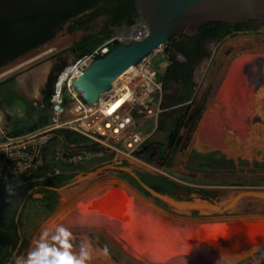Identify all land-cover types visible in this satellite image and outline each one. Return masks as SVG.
Instances as JSON below:
<instances>
[{"label":"rangeland","instance_id":"1","mask_svg":"<svg viewBox=\"0 0 264 264\" xmlns=\"http://www.w3.org/2000/svg\"><path fill=\"white\" fill-rule=\"evenodd\" d=\"M106 21L107 17L101 16L73 32L66 28L46 47L1 68L0 75L5 74L0 76V81L16 76V90L36 105L43 103V90L55 88L60 72L83 55L79 50H71V46L91 34L100 33ZM143 24L138 21L134 27ZM130 29L116 28L103 44ZM263 48V25L249 31L233 30L225 38L210 44L209 54L194 70L192 100L181 104L184 107L164 108L178 119V129L164 159L159 163L155 161L156 169L147 167L141 162L142 158L140 161L126 159L116 154H103L108 160L105 165H100L93 158L71 166L57 164L63 170L75 172V178L60 187V200L55 212L37 221L38 227L31 238L28 253L35 249L42 232L47 230L51 235L58 226H62L71 233L72 253L78 254L81 244L89 246L90 259L86 264H264V199L247 197L225 214L197 211L199 215L193 216L194 211H179L158 203L151 196H144L108 171L118 167L133 172L161 173L184 187L205 189L209 193L207 200L214 202L226 201L245 188L264 189V140L258 141L246 154L231 150L223 142V111L229 101L226 90L235 77V66L241 56L261 53ZM165 49L162 45L151 54L153 65L161 72L169 64ZM22 61L27 62L20 65ZM178 87V83L168 81L163 88L162 103H166ZM15 106L6 105V113L22 115L24 107ZM161 117L150 124L157 128ZM254 122L262 123L264 117L258 115ZM22 124L21 127L27 126ZM228 126L229 130L243 134L237 129V124L229 122ZM52 148V151L60 150L61 143L56 142ZM82 148L89 150L92 146ZM196 153H216L231 160L232 164L223 170H192L189 159ZM125 160L130 166H119L122 164L119 162ZM102 167L107 169L99 175L93 174ZM179 196L183 199L190 196L201 198L198 193L186 191ZM230 222L236 223L237 232L227 247L214 257L204 259L197 248L215 236L210 234L206 237V231H220L223 226L231 228ZM103 239L116 249L119 256L102 247ZM236 240L239 246L234 245ZM13 257L22 258V255L17 256L16 252Z\"/></svg>","mask_w":264,"mask_h":264},{"label":"trees","instance_id":"2","mask_svg":"<svg viewBox=\"0 0 264 264\" xmlns=\"http://www.w3.org/2000/svg\"><path fill=\"white\" fill-rule=\"evenodd\" d=\"M93 1L86 0H71L64 10L59 12H50L48 14L41 13H25L17 16H0V67L8 62L23 56L32 48L47 41L51 36L53 26V16L61 15L58 19H67L77 15L90 8ZM137 11L132 0H128V6L125 10H117L114 8L111 11L104 13L107 17L104 28L100 33L91 34L83 38L76 44L78 50L87 55L101 46L103 42L110 39L116 28H129L141 21L136 15ZM100 15L95 12L86 16V24L90 25L96 16ZM251 26L246 24L231 25L222 22L208 23L200 28V31L205 33H216L219 27H227L231 30L249 31L254 29L255 21H249ZM88 27V26H87ZM77 27L73 26L71 31ZM181 35H185L182 33ZM169 44L174 45L173 39L164 44L167 51ZM116 45H111L113 49ZM82 55V56H83ZM169 62H173L168 57ZM169 65L164 72L158 71V77L163 82V88L168 81L180 83L179 77L171 73ZM43 103L36 105L33 101L22 95L16 90V76H10L0 81V108L6 110V105L9 107H17L22 105L24 113L22 115L7 114L9 132L11 134L26 133L41 127H44L52 122V102L51 96L53 89L43 90ZM193 89L186 85L182 91H178L169 97L166 103H162L163 111L160 113L161 119L154 131L155 137H151L147 144L156 151L155 161L164 159L166 150L173 144L177 129L178 119L175 116L167 113L165 107L177 108L181 104L192 100ZM181 107H184V105ZM16 118V120H14ZM148 121L147 124H150ZM27 124L21 127V124ZM22 124V125H23ZM58 132L63 135L66 143H89L90 139L74 130L67 128L59 129ZM157 137V138H156ZM159 137V138H158ZM96 148V147H95ZM139 157L149 160L147 153L139 154ZM100 165H105L108 162L107 157L99 156L95 158ZM232 164L231 160L224 159L216 153L203 155L196 153L189 159V168L198 171H213L228 169ZM71 166V165H64ZM119 166H130L128 161H123ZM53 163L45 162L41 167L31 171L29 174L12 175L6 179L0 180V264H15L16 258L13 257L17 250V256L22 255L25 258L31 238L38 227L37 221L51 215L57 209L60 200V193L55 189L60 188L75 178V172L71 170H61L55 173L52 170ZM110 174L120 177L128 182L132 187L137 189L144 196L150 194L142 187L136 178L130 173L117 169L108 170ZM136 175L148 186L153 189L174 196L178 199H183L179 193L186 191L188 193H198L204 200L209 198L208 192L205 189L195 190L193 187H184L177 181L170 179L161 173H151L145 170H134ZM11 184L14 187L15 195L9 197L5 192V184ZM34 190L25 201L24 197L33 188ZM38 194V196H37ZM160 203L159 201H157ZM22 210L19 212L21 205ZM19 213V214H18ZM199 212L194 211L193 216H198ZM21 241V242H20ZM102 247L109 252L117 253L116 249L103 239ZM116 256V255H115ZM121 256V255H120ZM119 258V257H115Z\"/></svg>","mask_w":264,"mask_h":264},{"label":"built area","instance_id":"3","mask_svg":"<svg viewBox=\"0 0 264 264\" xmlns=\"http://www.w3.org/2000/svg\"><path fill=\"white\" fill-rule=\"evenodd\" d=\"M132 26L131 29L143 28L145 25ZM130 30L75 59L60 72L51 96L50 124L26 133L11 134L7 113L0 108V180L12 175L29 174L45 162L53 163V172L59 173L62 167L57 164L73 165L103 154L121 155L126 159L141 158L139 151L147 145L156 130L155 126L147 123L157 121L163 111V82L151 61V54L120 75L112 83L111 89L94 104L84 101L71 84L93 59L109 52L111 45L129 44L135 40ZM143 36L141 32L138 37ZM64 72L67 75L58 89V82ZM56 104L58 108H55ZM62 128L81 133L90 142L66 143L58 132ZM56 142L61 143V149L52 151ZM86 145L92 146V149L82 148ZM146 153L149 160L142 158L141 162L156 169V151L150 147Z\"/></svg>","mask_w":264,"mask_h":264},{"label":"water","instance_id":"4","mask_svg":"<svg viewBox=\"0 0 264 264\" xmlns=\"http://www.w3.org/2000/svg\"><path fill=\"white\" fill-rule=\"evenodd\" d=\"M133 2L137 15L148 27L149 34L139 40L135 39L129 44L117 45L106 54L93 59L71 81L72 86L79 91L83 100L88 104L98 102L101 95L111 89L112 83L132 65L138 64L158 47L182 33L194 35L203 25L218 22L239 25L255 21L264 26V0H133ZM58 107L59 105L56 104L55 108ZM149 148V144L144 145L139 153H145ZM105 169L107 168L102 167L93 174L99 175ZM114 169L130 173L154 200L183 212L199 211L225 214L236 207L243 198L264 199V189L256 188H245L235 192L223 202H214L193 196L187 199H178L148 186L132 170L118 167H114ZM36 189L38 187L28 191L23 201ZM60 189L55 190L60 192ZM22 208L23 204L19 212ZM227 228V226H223L219 231L221 237L226 236H223V245H227L235 234V228L231 230L234 232L229 231V234H227ZM218 237L215 235L211 239V241L216 240L214 245L217 244ZM221 244L222 241L219 245ZM16 252L17 250L13 256Z\"/></svg>","mask_w":264,"mask_h":264},{"label":"bare ground","instance_id":"5","mask_svg":"<svg viewBox=\"0 0 264 264\" xmlns=\"http://www.w3.org/2000/svg\"><path fill=\"white\" fill-rule=\"evenodd\" d=\"M130 32L134 35L135 39L139 40L149 34V29L145 25L143 28H133ZM141 32L144 36L138 37ZM26 62L22 61L20 65ZM235 69V77L226 90V97L229 101L223 111V142L231 150L246 154L258 141L264 140V122H254L255 117L258 115L264 117V51L257 54L248 53L241 56ZM66 75L67 72H64L61 76L57 85L58 89L61 88ZM56 93L58 95L59 91L57 90ZM229 122L237 124V129L242 131L243 134L235 133L233 129L229 130ZM235 224L234 222L228 224L233 226L227 228V234L234 228L235 232H237L236 227H234ZM206 234V237L210 234H215L219 237L216 245H214L216 240L206 241L208 245H205V241H203L202 245L197 248V251L204 256V259L211 256L214 257L227 247L226 244L223 245V239L226 236L223 235L224 237H221L219 231H212L211 233L206 231ZM221 241L222 244L219 245ZM211 242L213 244H210ZM234 245L239 246L237 240Z\"/></svg>","mask_w":264,"mask_h":264},{"label":"flooded vegetation","instance_id":"6","mask_svg":"<svg viewBox=\"0 0 264 264\" xmlns=\"http://www.w3.org/2000/svg\"><path fill=\"white\" fill-rule=\"evenodd\" d=\"M86 1H93L94 3L90 8L86 9L80 14L71 16L67 19H61L59 21L58 19L61 18V15L53 16V26L50 38L42 44L32 48L25 54L30 53L36 49H40L42 47H46L48 44L51 43V41H53L58 36V34L62 33L66 28L69 32H73L77 28H81V25L86 24L85 18L89 14L99 12L100 15L96 16V18H98L104 16V13L111 11L114 8H117V10L122 11L125 10L126 6H128V0ZM70 2L71 0H0V16H17L19 14L25 13H57L60 10H64ZM96 18H94V20ZM251 25L252 23L250 22L246 24V26ZM254 25L258 26L261 24L255 22ZM73 26L77 28L71 31V28ZM231 32H233V30H229L227 29V27H219L217 32L213 34L205 33L204 31H200L199 29V31L194 35H190L185 32V35L180 34L173 38V42L175 44H169L166 53L168 57L173 60V62H169L168 64V66H171V73L175 76H178L180 80L178 91H182L186 85L193 87L194 70L202 62L204 57L209 54L208 49L210 44H215L219 39L225 38ZM71 50H78L76 44L71 46ZM18 58L8 62L0 68L11 64Z\"/></svg>","mask_w":264,"mask_h":264},{"label":"clouds","instance_id":"7","mask_svg":"<svg viewBox=\"0 0 264 264\" xmlns=\"http://www.w3.org/2000/svg\"><path fill=\"white\" fill-rule=\"evenodd\" d=\"M5 192L9 197L16 194L14 187L7 183ZM70 238L71 233L62 226H58L51 235L45 230L41 233L35 249L26 258H16L15 264H86L90 259L89 246L81 244L79 253L74 254L70 251Z\"/></svg>","mask_w":264,"mask_h":264}]
</instances>
